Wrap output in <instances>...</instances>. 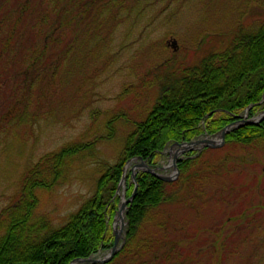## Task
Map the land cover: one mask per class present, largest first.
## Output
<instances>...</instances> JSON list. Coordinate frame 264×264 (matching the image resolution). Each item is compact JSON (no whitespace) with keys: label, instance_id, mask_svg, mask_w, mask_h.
I'll return each mask as SVG.
<instances>
[{"label":"rangeland","instance_id":"374dc122","mask_svg":"<svg viewBox=\"0 0 264 264\" xmlns=\"http://www.w3.org/2000/svg\"><path fill=\"white\" fill-rule=\"evenodd\" d=\"M19 1L0 0V10L9 12ZM29 1L24 35L0 61V212L41 156L83 144L65 181L38 192L35 214L56 226L94 193L133 123L145 118L160 94L164 76L221 49L224 35L239 23L252 30L264 19V0H44V7L43 0ZM54 21L61 23L59 35L29 69L22 55L42 48L38 43ZM37 29L36 39L30 32ZM180 150L167 146L153 165L145 163L172 176ZM203 150L197 146L193 176L180 180L173 200L150 212L138 240H177L193 264H264V148L221 144ZM138 163L132 161L127 173ZM126 190L125 182V197ZM120 192L113 197L117 210Z\"/></svg>","mask_w":264,"mask_h":264},{"label":"trees","instance_id":"16d2710c","mask_svg":"<svg viewBox=\"0 0 264 264\" xmlns=\"http://www.w3.org/2000/svg\"><path fill=\"white\" fill-rule=\"evenodd\" d=\"M97 2L91 0L90 4ZM41 3L44 7L45 1ZM79 5L82 7L81 2ZM29 6V0H20L11 11L0 10V61L24 35L22 15ZM43 16L41 23L45 25L47 16ZM60 27L61 23L51 22L38 43L42 48L33 47L22 55L26 67L32 69L41 61L46 45L56 40ZM30 34L36 39L41 36L39 29ZM222 43L221 49H209L194 63L162 78L160 94L145 118L133 123L114 164L106 165L94 193L60 226L46 215L35 214L38 192L50 191L65 181L84 145H68L41 156L22 177L18 196L0 212V264H69L74 259L109 252L113 245L109 223L119 201L113 197L128 160L142 158L153 165L167 146L200 135L214 137L246 109L248 118L259 116L264 110V103L256 105L264 97V19L252 30L239 23L224 35ZM222 145L264 148V118L257 125L232 128ZM192 157L178 160L179 177L172 182L144 172H137L132 181L127 173L126 198L132 196V201L125 211V236L105 264H193L177 240H138L150 212L173 200L172 190L180 180L193 176L199 161Z\"/></svg>","mask_w":264,"mask_h":264},{"label":"water","instance_id":"95a60500","mask_svg":"<svg viewBox=\"0 0 264 264\" xmlns=\"http://www.w3.org/2000/svg\"><path fill=\"white\" fill-rule=\"evenodd\" d=\"M263 103H264V97L256 105H262ZM263 118H264V111L257 118L248 119L247 118V109H246L245 113L243 115L237 116V121L236 122H234L232 124H229L228 126H226L222 130V132L219 134V140L218 141H213V140H208V139H196V140H193V141H190V142H186V143H174L173 145L170 146V148L173 149V147H179V148H181V150L178 152V154L174 157V159L171 162V165H172V168H173V171H174L172 176H164V175L160 174L158 171L161 170V169L162 170L165 169V167H162L161 169L160 168L150 167L149 165H147L145 163V161L142 158H133L131 160H128L125 163V165H124V167L122 169V175H121L120 181H119V183L117 185L115 196L119 195L120 189L122 188L121 184L126 182L125 168H126V165L128 163H130L132 161H138L139 162L137 165H134L131 168L130 179L132 181H134L135 173L141 171V172H144L146 174H149V175L157 178L160 181L172 182V181H174L177 178V175H178L177 160H176L177 156L183 155V154H185L187 152H191V151L195 150L196 146L203 147V148H210V149L217 148L223 143L225 135L232 128H234V127H236V126H238L240 124L257 125ZM131 201H132V196L130 198H128V199L125 197V186H124L122 188V195L120 196V204H119L118 210H117V212H116V214L114 216V219H113V224H112L113 245H112L110 251L108 252V254L105 257H103L102 259H93L92 257L85 258V259H81V258L74 259L69 264H78V263H81V264H83V263L105 264L108 261H110V259L113 257V255L120 248L119 247V240H120L121 232H122V229L124 228V226L126 225L124 220H120L119 228H118V230H116V227H115L116 218L118 216H120L121 213L126 211L128 205L131 204Z\"/></svg>","mask_w":264,"mask_h":264},{"label":"bare ground","instance_id":"6f19581e","mask_svg":"<svg viewBox=\"0 0 264 264\" xmlns=\"http://www.w3.org/2000/svg\"><path fill=\"white\" fill-rule=\"evenodd\" d=\"M130 166H131L130 163H128V164L126 165V168H125V175L127 174V171L129 170V167H130ZM124 186H125V183L121 184V187H122V188H123ZM121 195H122V192H120V196H121ZM120 220H124V212L121 213V215L118 216V217L116 218V221H115V227H116V230H118Z\"/></svg>","mask_w":264,"mask_h":264},{"label":"flooded vegetation","instance_id":"af4514ba","mask_svg":"<svg viewBox=\"0 0 264 264\" xmlns=\"http://www.w3.org/2000/svg\"><path fill=\"white\" fill-rule=\"evenodd\" d=\"M192 154V152L186 153L184 155H181L177 158V160H182L184 158H189V156Z\"/></svg>","mask_w":264,"mask_h":264}]
</instances>
